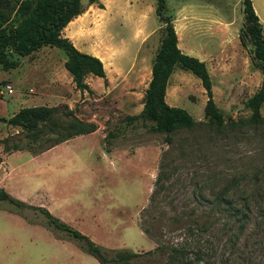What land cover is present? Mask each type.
Returning a JSON list of instances; mask_svg holds the SVG:
<instances>
[{
    "label": "rangeland",
    "instance_id": "obj_1",
    "mask_svg": "<svg viewBox=\"0 0 264 264\" xmlns=\"http://www.w3.org/2000/svg\"><path fill=\"white\" fill-rule=\"evenodd\" d=\"M250 1L264 29V0ZM164 3L180 51L205 64L222 125L204 123L205 91L197 77L179 68L168 77L164 98L168 105L183 108L196 124L176 130L167 140L164 133L151 130L139 119L129 122L127 117L141 110L161 36L154 0H117L101 31L97 29L106 2L95 0L88 5L81 0L84 10L88 9L84 15L92 17L89 24L93 25L88 45L83 47L91 51L92 45L99 53L119 59V69L113 75L107 72L105 82L89 76L91 93L76 90L59 73L64 53L47 45L27 56H14L17 66L9 70L0 68V117L8 118L21 107L46 105L95 125L88 134L32 154L26 149L4 150L22 133L0 120V188L26 205L16 208L0 201V264H98L64 232L46 226L33 208L37 206L101 247L136 253L152 249L154 243L138 223L159 169L166 174L168 195L176 198L174 204H163L166 212L206 211V201L195 207L192 199H212L241 179L227 195L238 202L255 192L259 208L253 206L251 213L264 214V103L259 108L262 120L251 123L244 101L257 89L260 72L251 60L241 0ZM148 6L150 12L144 13ZM151 28L155 29L149 40L137 47L135 30ZM100 32L107 35L103 41ZM103 63L109 68V63ZM49 64L59 76L55 88L47 78ZM223 208L214 209L221 215L216 227H222ZM258 221L255 230L254 222L247 224L233 251L223 244L231 231L218 229L221 262L228 258L235 260L233 264H264V216ZM175 235L165 233L161 239ZM254 243L262 247L254 249Z\"/></svg>",
    "mask_w": 264,
    "mask_h": 264
},
{
    "label": "trees",
    "instance_id": "obj_2",
    "mask_svg": "<svg viewBox=\"0 0 264 264\" xmlns=\"http://www.w3.org/2000/svg\"><path fill=\"white\" fill-rule=\"evenodd\" d=\"M95 0H87L88 5ZM245 22V33L252 44L251 60L260 72V82L255 92L245 101V107L251 112V123H259L262 119L259 108L264 103V29L256 16L250 0H241ZM84 11L81 0H0V68L9 70L17 66L14 56L31 54L41 46L59 48L64 53L63 67L71 77L73 86L78 91L91 89L85 82L87 75L100 77L105 82V74L101 61L88 53L78 51L73 44L61 35L63 27L74 17ZM154 14L161 25V36L150 65V78L143 91L142 107L138 114L128 116L127 120H141L151 130L167 135L178 129L192 128L196 122L183 108L168 105L165 101V89L168 77L175 68L190 72L200 81L205 91L206 101L203 106L205 122L209 126L219 127L223 123L222 113L211 97V81L205 64L194 56L180 51L171 23L165 14L164 0H154ZM0 120L11 126L19 127L22 138L5 145L4 150L26 149L38 154L52 146L78 135L88 134L95 125L68 113H61L56 107L46 105L21 107L8 118ZM241 180V179H239ZM224 187V190L212 199L194 198L193 206L205 202L208 210L196 208L175 210L172 213L163 210V204H174L175 196L168 195L166 174L158 170L153 188L146 205L140 211L138 226L141 232L152 242L154 247L142 253L128 249H107L92 242L86 235L66 225L43 207L37 206L44 217L46 226L64 232L79 245L80 249L92 256L98 264H233L235 260L225 259L218 251L220 238L217 231L229 232L228 249L233 251L238 246V238L250 222H254V230L259 227V219L264 214L253 216L251 208L258 206L256 193L236 202L226 191L238 181ZM243 198V197H240ZM250 200V201H249ZM0 201H6L19 208L26 206L24 202L9 196L0 188ZM186 201L182 205H186ZM224 204V205H223ZM205 206V205H204ZM223 206L222 227H216L219 220L215 207ZM260 210V209H259ZM19 214V213H17ZM236 226L233 228V225ZM216 230V232H215ZM165 233L176 234L162 240ZM254 243V249L262 245Z\"/></svg>",
    "mask_w": 264,
    "mask_h": 264
},
{
    "label": "crops",
    "instance_id": "obj_3",
    "mask_svg": "<svg viewBox=\"0 0 264 264\" xmlns=\"http://www.w3.org/2000/svg\"><path fill=\"white\" fill-rule=\"evenodd\" d=\"M106 2V10L105 12L101 15V23H100V26L99 28L97 29V31H101L103 26H104V20L107 22L108 20L111 19L110 15V10L112 11V9L115 8V4L117 3V0H104ZM88 10V9H87ZM87 10H84L83 12H81L80 14H78L76 17L72 18L64 27L63 29L61 30V35L63 37H66L72 44L73 46L80 52H84V53H88V54H91L95 57H97L101 63H102V66H103V70H104V74L105 76H107V74L109 73L110 75H113V73L119 69V64H116L117 63V60L119 61V59H115V58H111V56H109L107 53H99L98 50H96V47L90 45V48H91V51L87 48L85 49V47L88 45V43L86 42V39L91 37V30L93 29V25L90 27V19L92 18L90 15H87L86 16L84 15L85 12L88 13ZM151 8L148 6L146 8V10L144 11V13L146 12H150ZM144 15V14H143ZM100 20H97L98 22H100ZM155 28H151L150 30H145V31H142L140 29H137V32L135 30V33H134V36L136 38V44H137V47L139 46H142L143 44H145L149 38L151 37V35L153 34V31H154ZM96 31V32H97ZM106 33L102 34L100 32V39L101 41H103V39H106ZM105 37V38H104ZM86 44L85 47H83V45ZM178 48L180 49L179 45L177 44ZM94 51V52H92ZM104 56H108L110 58H104ZM101 58H104L103 61L105 60V62L109 63V65L107 64V67L109 68H105L104 67V63L102 61ZM64 60V59H63ZM63 60L60 62L61 63V69L62 71H59V73H61V75H64L65 74V79H68L69 81H71V77L70 75H68V72H66L64 69H63V66H62V63H63ZM201 60V59H200ZM112 61H114V64L112 65ZM119 63V62H118ZM51 64L47 65V69H48V72H47V78L50 81V86H52V88H55L58 84V79H59V76L55 73H53L52 71H55V69H51L50 67ZM49 66V67H48ZM111 66V67H110ZM108 72V73H107ZM89 76H92V75H87L85 77V82L87 83L88 87H89V82H88V79L91 78ZM94 78H96V80L98 79H101L100 77H95L93 76ZM148 77L150 78V73L148 72ZM106 78V77H105ZM149 80V79H148ZM90 88V87H89ZM85 135V134H83ZM80 136V135H78ZM76 137V136H75ZM74 138V137H73ZM71 138V139H73ZM71 139H68L64 142H61V143H66L68 141H70ZM57 145V144H56ZM55 146V145H54ZM53 147V146H52ZM106 151V150H105Z\"/></svg>",
    "mask_w": 264,
    "mask_h": 264
},
{
    "label": "built area",
    "instance_id": "obj_4",
    "mask_svg": "<svg viewBox=\"0 0 264 264\" xmlns=\"http://www.w3.org/2000/svg\"><path fill=\"white\" fill-rule=\"evenodd\" d=\"M5 89L7 90V92H11V88L9 87V85H6Z\"/></svg>",
    "mask_w": 264,
    "mask_h": 264
}]
</instances>
